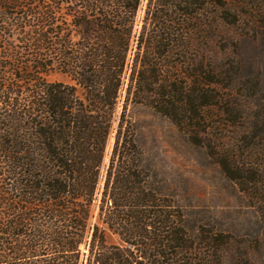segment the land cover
<instances>
[{"label":"trees","instance_id":"1","mask_svg":"<svg viewBox=\"0 0 264 264\" xmlns=\"http://www.w3.org/2000/svg\"><path fill=\"white\" fill-rule=\"evenodd\" d=\"M258 3L0 0V264H223L230 250L236 264H264V92L223 33L264 25ZM126 71V101L166 118L258 204L248 240L194 212L148 163L125 107L97 205L123 246L89 226ZM52 72L72 84L47 82Z\"/></svg>","mask_w":264,"mask_h":264},{"label":"rangeland","instance_id":"2","mask_svg":"<svg viewBox=\"0 0 264 264\" xmlns=\"http://www.w3.org/2000/svg\"><path fill=\"white\" fill-rule=\"evenodd\" d=\"M257 6L264 12L262 5L258 3ZM144 7L145 1L136 17L134 34L140 29ZM239 7L241 12L250 11L252 14V10L246 5ZM257 25L254 30L251 19H242L238 26L232 27L229 24L225 26L223 33L227 53L239 66L240 76L251 80L253 84L256 83L258 89L264 92V25ZM132 54L133 47L128 54V64L131 63ZM128 75L129 71H126L119 91L114 121L106 141L89 226H97L100 229L107 245L123 246L118 235L98 218L97 205L114 144L117 123L125 107L124 125L130 126L148 163L157 166L161 176L168 178L177 194H186L184 197L189 205H192L194 212L204 211L211 223L221 225L234 240H248L247 236L241 238L239 235L249 232L254 220L252 205L258 204L241 195L238 186L218 170L212 159L207 158L192 145H188L166 118L157 115L146 106L134 104L130 100L126 101ZM45 80L72 84V81L60 72L49 73ZM89 235L90 233L86 243L90 239ZM80 250L83 254L87 253V248L83 245ZM236 253L235 250L225 251L224 255L227 259L223 260V264H236Z\"/></svg>","mask_w":264,"mask_h":264}]
</instances>
